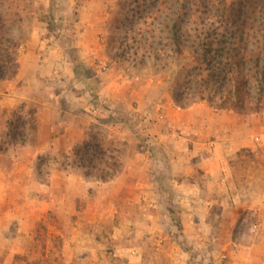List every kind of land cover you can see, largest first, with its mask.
Wrapping results in <instances>:
<instances>
[{
  "label": "rangeland",
  "instance_id": "rangeland-1",
  "mask_svg": "<svg viewBox=\"0 0 264 264\" xmlns=\"http://www.w3.org/2000/svg\"><path fill=\"white\" fill-rule=\"evenodd\" d=\"M92 2L102 8L92 12ZM132 8L133 0H0L5 24L0 36L4 32L16 44L5 78L17 75L19 54L34 35L40 66L37 77L55 88L50 94L69 113L58 120L51 140L45 135L39 137V148L49 144L50 149L38 153L23 149L35 120L31 110L23 116L13 113L9 129H3L0 78V264H180L181 258L168 256V239L159 242L170 235L168 229L161 236L157 229H152V234L144 232L143 225L148 222L145 214L149 212L159 216V224H165L161 214L172 212V203L167 199L162 202L152 193L153 211L146 208L144 212V204L138 208L127 206L137 188L136 193L168 187L156 188L146 180L151 177H142L140 182L127 179L128 163L134 161L133 166L138 165L143 176L155 171L149 165L157 161H201L204 154L196 151L208 141L219 142L230 132H249L251 143L259 148L258 158L251 159L264 164V147L253 140L255 136L264 138V120H255L264 114L219 110L207 101L206 92H193L186 85L188 71L195 63L189 50L156 58L149 55L148 49H136L131 40L135 35L128 31ZM85 18L90 24L83 28L81 20ZM0 49L3 51V44ZM101 60L106 71L97 68ZM222 111L236 118L231 128V123L219 114ZM168 122L175 124V129L166 134ZM8 134L19 143L18 148L13 147ZM89 136L117 151L121 169L110 181L86 178L78 168L74 151ZM262 168L264 173V165ZM56 173L71 177L65 188L66 201L60 191L63 186L54 182L51 185L50 177L56 178ZM259 185L263 187L240 183L235 187L243 192ZM172 188L169 194L173 196ZM224 188L228 190V186ZM51 198L55 205L49 209ZM213 208L217 214L220 210L229 214L227 223L240 213L236 226L233 232H216L206 241L201 249L203 257L196 251L190 253L192 262L242 264L241 256L247 257L243 264H264V200H218ZM230 239L233 243L229 247L226 244ZM259 240H263L260 247ZM186 241L182 242L185 248L194 250L190 239ZM234 242L258 246L251 249L252 253L246 249L239 252ZM196 250L200 252L199 247Z\"/></svg>",
  "mask_w": 264,
  "mask_h": 264
},
{
  "label": "crops",
  "instance_id": "crops-1",
  "mask_svg": "<svg viewBox=\"0 0 264 264\" xmlns=\"http://www.w3.org/2000/svg\"><path fill=\"white\" fill-rule=\"evenodd\" d=\"M89 5H94L92 6L94 8H90L92 12H96L97 8H102L97 2L89 3ZM81 22L83 28H86L90 24L86 18L83 21L81 20ZM27 41L28 47L20 52L18 57L19 66L17 67V75L15 74L10 78L3 79V92L1 93L3 97V129H9L13 113L23 116L26 111L29 113V110H31V116L33 117V121L35 120V125L31 128V131L29 130V135L26 134L25 136L27 137L28 135L27 144L21 147H25L23 148L25 150L27 148L31 151L35 150V153H38L41 150L50 149L51 147V145L48 144L39 148V137L45 135L51 140V138L55 136V132H57V125L59 124L58 120L64 118L66 115L69 116V113L63 111L61 109L62 106L60 101H58L53 94H50L51 90L54 91L55 88L48 87L47 85L50 84L46 82V80L37 77L36 70L40 67L38 65L39 58L36 53L37 38L34 35H30ZM219 114H221L222 117H225V120H228V123H231V125L228 126V128H231L232 121L233 119L236 120V118L229 112L222 111L219 112ZM263 118L257 117L255 120L263 121ZM170 120L175 123L173 118L171 119L170 117ZM165 125H167L164 131L167 132L166 134L174 131L175 124L168 122V124ZM43 128L46 130L43 134L37 132L39 129L44 131ZM250 134L251 133L249 132H230L229 134L223 135V137L219 139V142L211 140L208 141V143H205V146H201L200 150L196 151L200 154H204V158L201 161L184 162L180 159L157 161L158 164L149 165L153 166L155 171L143 173V176H140L141 168L135 164V166H133L132 163L134 161L128 163L129 170L125 176L127 179H137L140 182L142 177H151L146 178V180L151 181L152 185H155L156 188L159 186L168 187L166 190L153 189L152 191H148L146 189L144 191L139 190L136 193V190H138L137 188L132 191L133 194L130 198L131 201H128L127 206L128 208H138V206L140 207L144 204V212L147 211L146 208H150L153 211L155 204L150 202L153 199L151 196L152 193H155V198H160L162 202L167 199L168 202L170 201L172 203L174 207L173 211L170 212L165 210L161 214L165 224H159V216L157 214L153 215L149 212L148 214H145V218L148 222L145 221L143 225L145 229L144 232L152 234V229H157L161 231V236L164 234V229H168L169 232H167V230L166 232L167 234L170 233V235H165L163 239H159V242L168 239V256L173 257V259L178 256L182 260L180 264H187L184 262L194 264V262H192L193 258L190 259L189 254H193L195 251L196 254L203 257L201 249L205 248L204 244L206 241L209 242L216 232L231 233L234 231L236 218L239 217L240 213L235 214V219L229 221L228 223L230 226L226 227L228 224L226 219L229 218V214L224 215L221 210L220 213L217 214L213 210V207L217 205L218 200L223 201L226 199L244 202L264 200V173L262 168L264 164L262 160L254 161L251 159L252 156L258 158L257 151L259 148L251 143L252 135ZM4 136L7 135L4 133ZM8 136L12 139L11 142L14 143L12 144L13 147L18 148L19 143H16L17 141L14 140V137L11 136V134H8ZM136 168L139 169V172H136ZM56 174V178L55 176L53 178V175L50 177L51 185L52 182H54L55 185H58L59 183L63 186V189L60 191L63 193L64 201H66L68 195L66 194L65 188L66 184L68 185L70 183L71 177H62L60 173ZM144 174L147 176H144ZM57 179H59V181ZM138 181H135L133 184L135 188ZM239 183L241 185L246 184L250 186L252 184H263V187L262 185H259L261 187L256 189L250 187L248 189H243V192H239L235 187ZM145 186H147V184ZM172 186L175 187L172 188V191L175 192V195L173 196L169 194ZM225 186H228V190L224 188ZM216 189H218V194ZM224 194H227L228 199ZM137 197H140V199ZM54 202L55 200L52 198L47 202L49 209H51V207L53 208L55 205ZM65 207L66 205L61 206L62 211H64ZM155 213L158 212L155 211ZM153 218L155 220H153ZM138 222L139 221H136V224L141 225ZM129 223H132L130 218ZM146 238H149V236ZM186 238L190 239L189 242L195 247L194 250H190L187 246L185 248V244L182 242H187ZM232 240L230 239V242L226 245L230 247L234 241ZM262 242L263 240H259V247L260 244L263 245ZM234 244L238 246L236 250H240L239 252L245 251L246 249L252 253L251 249L258 246L257 243L244 245L234 242ZM197 247H199L200 252L196 250ZM187 258L188 260H186ZM239 260H241L242 264L246 263L247 257L244 258L240 256Z\"/></svg>",
  "mask_w": 264,
  "mask_h": 264
},
{
  "label": "trees",
  "instance_id": "trees-1",
  "mask_svg": "<svg viewBox=\"0 0 264 264\" xmlns=\"http://www.w3.org/2000/svg\"><path fill=\"white\" fill-rule=\"evenodd\" d=\"M1 21L0 15L4 31ZM128 25L135 35L132 44L148 49L150 56L189 50L195 63L186 85L201 95L206 92L216 109L264 114V0H133ZM2 44L4 79L16 44L4 32ZM74 156L84 176L100 182L112 180L121 169L117 151L92 136Z\"/></svg>",
  "mask_w": 264,
  "mask_h": 264
},
{
  "label": "built area",
  "instance_id": "built-area-1",
  "mask_svg": "<svg viewBox=\"0 0 264 264\" xmlns=\"http://www.w3.org/2000/svg\"><path fill=\"white\" fill-rule=\"evenodd\" d=\"M97 68L100 71H106L107 67L104 61H99L97 62ZM254 142L260 146L264 147V138H262L261 136H255V138H253Z\"/></svg>",
  "mask_w": 264,
  "mask_h": 264
}]
</instances>
